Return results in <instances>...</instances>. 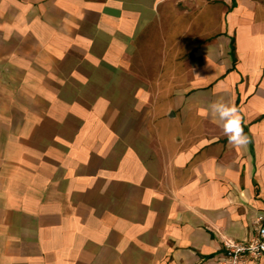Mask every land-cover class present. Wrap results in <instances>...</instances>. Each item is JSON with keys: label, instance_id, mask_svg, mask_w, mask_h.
Segmentation results:
<instances>
[{"label": "crops", "instance_id": "crops-1", "mask_svg": "<svg viewBox=\"0 0 264 264\" xmlns=\"http://www.w3.org/2000/svg\"><path fill=\"white\" fill-rule=\"evenodd\" d=\"M259 215L264 0H0V264H219Z\"/></svg>", "mask_w": 264, "mask_h": 264}, {"label": "built area", "instance_id": "built-area-1", "mask_svg": "<svg viewBox=\"0 0 264 264\" xmlns=\"http://www.w3.org/2000/svg\"><path fill=\"white\" fill-rule=\"evenodd\" d=\"M264 260V217L257 216L252 233L243 239H224L219 264H250Z\"/></svg>", "mask_w": 264, "mask_h": 264}, {"label": "clouds", "instance_id": "clouds-1", "mask_svg": "<svg viewBox=\"0 0 264 264\" xmlns=\"http://www.w3.org/2000/svg\"><path fill=\"white\" fill-rule=\"evenodd\" d=\"M201 115L210 116L217 121L233 147L243 149L247 146L249 140L243 130L242 117L239 109L231 102L223 98L211 101L207 112H202Z\"/></svg>", "mask_w": 264, "mask_h": 264}, {"label": "trees", "instance_id": "trees-1", "mask_svg": "<svg viewBox=\"0 0 264 264\" xmlns=\"http://www.w3.org/2000/svg\"><path fill=\"white\" fill-rule=\"evenodd\" d=\"M231 55H232V50H231Z\"/></svg>", "mask_w": 264, "mask_h": 264}]
</instances>
